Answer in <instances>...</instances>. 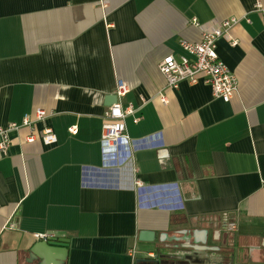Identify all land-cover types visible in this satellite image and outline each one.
I'll return each mask as SVG.
<instances>
[{"label":"crops","instance_id":"crops-1","mask_svg":"<svg viewBox=\"0 0 264 264\" xmlns=\"http://www.w3.org/2000/svg\"><path fill=\"white\" fill-rule=\"evenodd\" d=\"M258 2L0 0V129L19 125L0 148V264H59L30 256L40 232L68 239L62 264H143L178 239L218 247L226 264H264ZM233 16L217 47L238 79L232 99L204 81L169 87L163 57ZM119 80L131 86V140L110 148L102 128ZM38 109L47 119L23 125ZM45 124L57 142H28Z\"/></svg>","mask_w":264,"mask_h":264},{"label":"built area","instance_id":"built-area-1","mask_svg":"<svg viewBox=\"0 0 264 264\" xmlns=\"http://www.w3.org/2000/svg\"><path fill=\"white\" fill-rule=\"evenodd\" d=\"M256 8L264 15L263 5L260 2L256 4ZM247 20L250 21V19ZM239 21L240 18L236 16L223 19L217 27L204 31L202 39L198 42L180 40L185 54L176 56L170 53L164 56L159 64L167 85L171 88H178L183 81L193 84L204 81L212 87L215 97L230 101L238 92V79L234 71L220 58L217 47L218 40L227 35ZM236 43V40L232 41V44ZM130 90L131 86L127 82L119 80L115 91L117 101L108 106L105 111L101 140L107 147L116 148L123 139L131 140L124 119L127 114L134 112V108L132 105L127 108L123 107L121 100L127 96ZM161 98L164 102L167 101L163 93H161ZM48 116L49 113L45 109H38L35 118L31 115L24 117L23 125L34 126V121H45ZM140 119L141 117L134 118L135 122ZM18 127V124L11 123L10 127L0 129V134L4 137L0 143L2 151H6L9 146L7 131ZM33 129V133L27 137L28 142L41 140L47 145L57 142V136L51 125L45 124L39 133L35 131V127ZM70 131L75 133L76 126H72ZM228 226L230 229H236L235 222H230ZM36 237L40 240H49L55 238L56 235L52 232H40L36 233ZM131 252L133 254L135 249L132 248Z\"/></svg>","mask_w":264,"mask_h":264},{"label":"water","instance_id":"water-1","mask_svg":"<svg viewBox=\"0 0 264 264\" xmlns=\"http://www.w3.org/2000/svg\"><path fill=\"white\" fill-rule=\"evenodd\" d=\"M188 241V240H187ZM173 240L156 247V254H145L139 259L143 264H226L225 257L218 247L204 243ZM67 238L40 240L30 248L31 257H41L46 261L57 257L62 264L68 255ZM228 264V263H227ZM229 264H234L232 260Z\"/></svg>","mask_w":264,"mask_h":264}]
</instances>
